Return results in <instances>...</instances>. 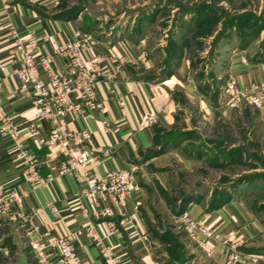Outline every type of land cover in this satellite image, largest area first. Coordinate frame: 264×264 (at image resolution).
Listing matches in <instances>:
<instances>
[{
    "label": "crops",
    "instance_id": "0c3cea01",
    "mask_svg": "<svg viewBox=\"0 0 264 264\" xmlns=\"http://www.w3.org/2000/svg\"><path fill=\"white\" fill-rule=\"evenodd\" d=\"M85 1L88 0H0V61L6 64L5 73L0 72V104L20 131L19 139L39 157V174L43 183L34 185L27 181L25 168L17 160L15 141L1 134L0 181L6 190H18L24 195L26 211L41 209V216L35 218L34 222L43 229L49 228L56 235H72L92 224L123 264H150L154 254V240L148 229L153 216L150 206L153 183H159V186L168 191L171 184L168 163L177 152L182 154L181 146L177 143L156 155L155 152L160 149L156 144L159 128L172 126L178 121L180 114L191 120L197 116L209 123L217 116H229L232 110L225 108L226 97L221 91L215 101L212 90L204 88L191 77L186 71L187 67L181 63L167 77L171 82L164 87V95L154 98L152 84L164 81L161 79L165 77L161 70L160 55L151 54L145 38L137 35L135 29L123 27L118 31L99 32L103 16L92 13L84 5ZM90 3L97 7L102 4V0H89ZM134 17L137 14L131 19ZM123 18L124 15L121 14L119 20ZM77 32H90L94 35L93 53L107 57L117 56L125 61L124 68L111 83L101 81L95 87L97 100L104 103L103 110L86 109L76 118L67 116L61 119V124L67 129H88L92 133L89 143L92 161L86 169L88 174L103 176L113 170L136 172L141 192L121 200L116 197L100 199L99 209H110L112 212V216L107 218L93 215L92 207L83 197L86 184L82 177H71L60 172L63 160L61 151L41 147L35 140L27 137L26 132L31 127H36L44 136L48 135L50 127L48 123L38 119L33 95L22 93L13 76L14 70L22 68L21 56L14 44V33L25 40L33 35L40 39L42 53H54L57 47L73 41ZM44 36L48 39L43 40ZM250 48L233 47L225 85L229 78L234 79L239 90L264 82V57H252ZM55 67L64 72L65 61L57 58ZM41 76L47 80L46 73L41 72ZM75 101L77 102L76 99ZM163 105H168L165 113L160 110ZM247 105L251 104L245 103L239 110ZM151 111L157 114L159 122L151 127H143V116ZM258 112L264 118V98ZM98 148L110 150V156L97 152ZM49 177L53 180L47 183L46 179ZM136 201L142 202L138 211L135 210ZM230 206H234L233 209L240 213L237 206ZM51 207L58 210L57 216L52 214ZM232 207L219 210L208 218V223L215 229L218 238L212 244V258L219 264H225L228 256L222 242L229 233L228 227L230 224H237L236 218L228 214ZM83 210L90 213L89 218L83 216ZM187 212L194 219L201 220L205 217L203 209L195 206L188 207ZM123 213L132 218L125 228H120L119 221ZM240 218L243 222L246 220L241 213ZM110 226L117 227L119 233L110 234ZM250 230L246 232L248 236L251 235ZM74 242L83 264H104L100 250L87 233ZM0 243L10 249V258L15 261L13 264H18L23 256L28 258V264H36L31 252V240L25 231L1 218ZM4 258L7 257L0 254V264Z\"/></svg>",
    "mask_w": 264,
    "mask_h": 264
},
{
    "label": "rangeland",
    "instance_id": "374dc122",
    "mask_svg": "<svg viewBox=\"0 0 264 264\" xmlns=\"http://www.w3.org/2000/svg\"><path fill=\"white\" fill-rule=\"evenodd\" d=\"M85 2L92 13L103 16L99 32L140 28L151 54L160 55L162 73L181 63L191 77L215 91L225 86L233 47H251L252 57H264V0H102L97 7ZM178 118L172 126L160 127L156 138L158 146L180 138L170 145L179 143L182 154L177 152L168 163L169 190L153 183L150 264H219L190 238L179 219L186 205L203 209L205 216L237 206L246 220L234 206L228 208L237 224L229 225L222 242L239 232L236 236L247 239L243 253L264 256V118L258 108L247 105L209 123L197 116ZM219 201L221 206L213 207ZM10 257L1 263L13 264Z\"/></svg>",
    "mask_w": 264,
    "mask_h": 264
},
{
    "label": "built area",
    "instance_id": "2783aa9c",
    "mask_svg": "<svg viewBox=\"0 0 264 264\" xmlns=\"http://www.w3.org/2000/svg\"><path fill=\"white\" fill-rule=\"evenodd\" d=\"M74 40L57 47L54 53L40 51V39L30 36L27 40L14 33V44L21 56L22 68L13 71V76L19 83L22 93H31L37 110L38 119L48 123L50 131L47 136L41 135L36 127L27 130V137L37 142L39 146L59 149L63 160L60 172L71 177H82L85 185L83 197L93 209V215L101 218L112 216L110 209H99L100 199L116 197L125 199L141 192L142 187L134 170H113L103 176L88 174L86 169L92 161L89 143L92 133L88 129L70 130L61 124V119L71 116L78 117L86 109L104 108V103L97 100L95 87L101 81L111 83L124 68L125 61L117 56L107 57L95 54L92 47L95 44L94 35L90 32L74 35ZM48 37L44 36L43 40ZM65 61V71L60 72L55 67V60ZM6 64L0 61V72L5 73ZM41 72L46 73L47 80L42 78ZM170 80L152 84L154 98L164 95V87ZM1 88V83H0ZM221 93L226 97L225 108L240 109L245 103L261 107L264 98V82L249 89L239 90L233 78H229ZM77 100V102L75 101ZM168 105L160 107L161 112L168 111ZM158 121L154 112H147L143 116L142 126L151 127ZM0 134L9 137L16 143L17 160L25 168L27 181L34 185H41L43 179L39 174L40 159L20 140V131L14 126L10 118L4 113L0 104ZM97 152L110 156V150L98 148ZM53 179H46L47 183ZM24 195L18 190H6L0 181V218L7 220L25 231L31 240V252L36 264H83L81 256L76 252L75 239L87 233L94 241L104 264H123L115 256L112 248L105 244L103 237L94 225L85 230H79L72 235H56L51 229H43L34 220L41 216V209L26 211L24 209ZM142 202L136 201L135 210L138 211ZM54 216L58 210L51 207ZM83 216L90 213L83 210ZM119 227L125 228L132 218L121 214ZM209 216L198 220L185 211L179 219L186 223L187 232L210 256L213 255L212 244L216 239L215 229L208 223ZM109 233H119L115 226H110ZM121 234V233H120ZM149 240L148 237H145ZM244 237L232 233L225 240L227 250V264H260L264 263V256L245 254L241 248L246 245ZM0 254L5 257L11 255L8 247L0 243Z\"/></svg>",
    "mask_w": 264,
    "mask_h": 264
},
{
    "label": "trees",
    "instance_id": "16d2710c",
    "mask_svg": "<svg viewBox=\"0 0 264 264\" xmlns=\"http://www.w3.org/2000/svg\"><path fill=\"white\" fill-rule=\"evenodd\" d=\"M137 22H140V24H141L140 19H139V21H137ZM135 32H136L137 35H140V33H141V29L138 28L137 31H135ZM175 59H177V58H175ZM173 62H174V60H173ZM172 73H174V72H173V71L166 72L164 78L170 77ZM204 88L212 90V87H211V86H206V87H204ZM211 92L213 93L212 95L214 96V99H215V101H216V99L218 98V96H219V94H220V91L212 90ZM158 135H159V134H158ZM178 139H180V138H178V137H175V138H174V136L171 137V138H169V139H166V141L163 142V143L159 146L160 149L158 150V152H157V151L155 152L156 155H158V154H162V153L165 151V149H166L171 143H174V142L177 141ZM220 202H221V201H219V204H218L217 202H216V203L212 202V205H214L213 207H216V206H217V207H220V206H221V205H220ZM223 207H224V205H223ZM187 208H188V205L183 206L182 209H181V211H180L179 216L182 215V214L187 210Z\"/></svg>",
    "mask_w": 264,
    "mask_h": 264
},
{
    "label": "water",
    "instance_id": "95a60500",
    "mask_svg": "<svg viewBox=\"0 0 264 264\" xmlns=\"http://www.w3.org/2000/svg\"><path fill=\"white\" fill-rule=\"evenodd\" d=\"M18 264H28V258L26 256L20 257Z\"/></svg>",
    "mask_w": 264,
    "mask_h": 264
}]
</instances>
